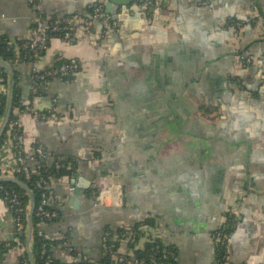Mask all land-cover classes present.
<instances>
[{
  "label": "crops",
  "instance_id": "crops-1",
  "mask_svg": "<svg viewBox=\"0 0 264 264\" xmlns=\"http://www.w3.org/2000/svg\"><path fill=\"white\" fill-rule=\"evenodd\" d=\"M94 2L108 26L94 15L92 30L52 38L16 69L25 153L32 159L38 142L77 164L79 194L71 177L54 178L59 217L40 223L46 238L64 239L52 257L99 262L110 233L125 228L124 253L158 234L177 249L176 264H216L214 233L232 212L229 260L264 264V0H156L150 11L129 12L107 0H0V32L30 39L40 12L87 14ZM73 58L74 81L34 92L33 71ZM28 106L49 114L36 119ZM0 164L17 169L7 143ZM108 189L97 204L95 193ZM13 241L15 217L0 198V243ZM23 251L26 243L0 251V264H21Z\"/></svg>",
  "mask_w": 264,
  "mask_h": 264
},
{
  "label": "trees",
  "instance_id": "trees-1",
  "mask_svg": "<svg viewBox=\"0 0 264 264\" xmlns=\"http://www.w3.org/2000/svg\"><path fill=\"white\" fill-rule=\"evenodd\" d=\"M36 1V0H33ZM151 5L148 8L147 11H150V9L154 6H156V0H150ZM139 3V1H135L128 5L129 9H134ZM101 6V11L106 14V9L104 8V5L101 2H94L91 3L88 7V13L87 14H77V13H71V14H46L43 12L39 13V16L41 19L46 20L50 24L49 28V36L46 48L49 46L50 41L52 38H62L66 40H72L75 38V33L77 30L80 29V26L83 24L85 25V31H89L93 29V22L94 15L96 14V9ZM77 16L78 18H81V20L75 24L73 21H70V18H74ZM102 19V18H100ZM69 20V21H67ZM57 21H60L58 24L57 29H53V25L56 24ZM87 21V22H86ZM35 24V23H34ZM34 26V25H33ZM70 33L69 37H66V33ZM31 41L30 39L21 40V39H13L2 32H0V58L3 59L5 62L10 64L14 69H17L18 66L27 63V62H35V60L40 57L42 54L45 53L46 48L43 50H34L29 46V43ZM70 59H61L58 60L53 66H50L47 69H55L63 65L64 63H68ZM43 69H39L37 71H33V74L35 76L34 78V84L38 85L40 84L38 91L40 92L44 85L47 83H43V81L38 77V75L43 73ZM22 74V71L16 73V84H15V96H14V108L19 106L21 110L26 109V106L22 104V90L19 86V75ZM37 76V77H36ZM76 76L72 74V72L67 73L66 75L60 76H53L48 75L46 76V81H51L53 79H60L64 82H71L74 81ZM10 74L9 72L0 66V83L6 87V90L10 86ZM0 100L2 101V107L0 109V125L1 121L5 114V109L8 101V92L3 91L0 92ZM206 111H210V109H206ZM17 115L13 112L10 121L8 123V126L6 128V131L3 135V137L0 140V149L5 144L6 140L11 138L14 134L17 135V138L21 141V135H22V129L19 124L14 125V121H17ZM22 142V141H21ZM40 143L36 142L33 145L34 152L32 154V159L34 160L35 164L32 165V159L24 152L26 157L28 158V163L31 167V175L30 178L27 179L25 177V173L22 170H18L14 173V176L18 177L19 179L25 181L35 192L36 195V209H35V215H34V232H33V240H32V248L34 253V258L36 261V264H46V259L49 256H52L51 248L53 245H57L59 243L64 242L63 240L60 241H53L46 238L42 233L40 234V223H42V219L40 216L37 215V208L41 199V190L36 186V180L39 177V173L44 174L45 176L51 177V178H63V177H73L77 174V164L72 158H60V157H51L46 151V157L42 158L39 156L38 153L35 152V147L39 145ZM45 150V149H44ZM37 166H40V168L37 169ZM37 171L39 173H37ZM4 174L0 170V176H3ZM17 194L20 201V206L22 207L21 216L23 219V223L25 228L27 229L28 224V214H29V206H30V196L28 193L20 187L18 184L12 181H4L0 183V198L6 201L7 205L10 207L11 211L13 212V215H16L15 208L11 207V203L9 200L12 198L13 194ZM58 218L52 219L51 221H55ZM145 222H148L150 224H154L151 219H147ZM238 223V217L235 213L227 212L226 220L225 222L215 231V240L218 237V235H228L231 236L234 228L236 227ZM118 231L119 233H122L125 231V228H120ZM19 241H13L10 242V244H4L0 243V251L1 253L4 252L6 248H11L14 245H18L24 248L26 243V230L25 232L19 236ZM138 238H135L134 241L137 242ZM108 243L110 242L107 240ZM135 242V243H136ZM135 243L131 245L135 246ZM117 247V246H116ZM135 248V247H133ZM165 250H169L172 252V254H167ZM228 250V240H225L223 242H215V251H216V264H225L226 263V254ZM135 253L138 255V257H145L147 258V261L150 263L154 260L152 263H169V264H176L177 260V249L174 246H165L161 240L156 239L154 241H148L146 242V245L144 248H136ZM52 260L55 264H89L88 261H84L83 259H79L78 261H72V262H65L62 260H58L52 257ZM21 264H31L29 260V256L26 251H23L22 256L20 257ZM95 262V261H94ZM96 264H115L111 261V255H107L105 258H103L99 262H95ZM117 264V263H116ZM122 264V263H119ZM227 264H234L230 260Z\"/></svg>",
  "mask_w": 264,
  "mask_h": 264
},
{
  "label": "built area",
  "instance_id": "built-area-1",
  "mask_svg": "<svg viewBox=\"0 0 264 264\" xmlns=\"http://www.w3.org/2000/svg\"><path fill=\"white\" fill-rule=\"evenodd\" d=\"M150 5H151L150 0H144L141 3H139L134 9L137 8L136 10L146 11L150 7ZM118 10H120L121 12L131 11V9L128 8V5H122L118 8ZM95 15H96V17H99V18H102L103 20H105L104 22H105L106 26L109 25L110 17L101 11V6L96 9ZM77 20H78L77 16H75L73 19L70 18V21H73V23H76ZM67 21H69V20H67ZM59 23H60V21H57L56 24H54L52 26L54 30L57 29ZM49 28H50V24L46 20L41 19L40 16H38L36 18L35 24L31 28V37H30L31 41L29 43V46L32 49L43 50L46 48L48 36H49ZM80 28L85 29V25L82 24L80 26ZM65 36L69 37L70 33L69 32L66 33ZM246 58L249 61L251 60L250 57H248V56L245 57V59ZM47 68H49V67H47ZM47 68H44L43 73L38 75V77L36 76L37 78L41 79L43 81V83L47 82L45 79H46V76H48V75L61 77L62 75H66L69 72H72V74L74 76L78 75V73L80 71V63L76 58H73V59H70V61L68 63H64L63 65H61L58 68H55V69H47ZM0 85H2V84H0ZM39 86H40V84L34 85V92L38 91ZM2 88L0 87V92H3V91L8 92V89L6 90V87H4V85H2ZM1 107H2V101L0 100V109H1ZM27 109H29L33 113V115L36 119H44L49 114V112H47V113L46 112H39L38 110L34 109L31 106H28ZM13 124L17 125V124H19V121L18 120L14 121ZM5 143H7L9 145L10 149L14 153L15 161L17 163V169L7 168V167H4L3 165L0 164V170L4 174L3 176L14 175L16 170L17 171L22 170L25 173V177L27 179H29L30 175H31V167L28 163V158L24 154L25 149H24L22 142L19 140V138H17V135L14 134L11 138L7 139ZM35 152L38 153L39 156L42 158L46 157L44 147L41 143L35 147ZM38 168H40V166H37V169ZM37 173H39V172L37 171ZM52 180H53V178L45 176L44 174H41V173H39V177L36 180V186L41 190V199H40V202H39V205L37 208V215L40 216L42 219H44V220H42V223L51 221L52 219L59 217V211H58V208L55 206V201L53 198ZM70 187H71V189H74V190L76 189L74 177L70 178ZM110 192L111 191L109 189L97 191L95 193L96 203L100 204V205H105ZM9 202L11 203V207L15 208L16 215L14 217H15V223H16V234H17V238L20 239L19 236H21L25 232L26 228L24 226L23 219L21 216L22 207L20 206V201H19L18 195L16 193L13 194V196L9 200ZM41 233H42V231H40V234ZM110 234L112 236L111 240H109L110 241L109 243H108V241H106L104 243V248L107 252V255H111V261L114 262L115 264L116 263L117 264H119V263H122V264H158V263H152V262H154V260L150 263L149 261H147V258L138 257V255L135 253L134 248L128 250L126 253L120 251V249L117 245V243L119 241L120 234L118 233L117 237L114 236V233H110ZM156 239L161 240L159 238L158 234L148 237L147 241H154ZM229 239H230V236L228 237V235H223V237L218 235V237L216 238L215 241L216 242H223L225 240H228V242H229ZM162 243L165 246H167L165 244V242L162 241ZM138 248H140V247H138ZM165 251L167 254H172V252L169 250H165ZM225 258H226L225 264H227L229 261L228 250H227V254H226ZM84 261H88L89 264H96L94 261H89L87 258H84ZM46 264H55L54 261L52 260V256L47 257ZM75 264H78V263H75ZM159 264H169V263L165 262V263H159Z\"/></svg>",
  "mask_w": 264,
  "mask_h": 264
},
{
  "label": "water",
  "instance_id": "water-1",
  "mask_svg": "<svg viewBox=\"0 0 264 264\" xmlns=\"http://www.w3.org/2000/svg\"><path fill=\"white\" fill-rule=\"evenodd\" d=\"M111 7H115L116 10L122 5H130L131 3L135 1L142 2L144 0H107ZM0 66L5 68L11 77V83L9 87L8 92V101L5 109L4 117L1 121L0 125V140L3 137L6 128L8 126V123L10 121V118L14 112V94H15V78H16V69H14L10 64L5 62L3 59L0 58ZM37 100V99H36ZM37 106V105H36ZM4 181H12L18 184L20 187H22L30 196V206H29V214H28V224L26 229V247L29 254L30 262L31 264H36L33 248H32V240H33V232L35 227L34 222V215H35V209H36V195L34 190L23 180L19 179L18 177L14 175H6V176H0V183ZM75 193L79 194V189H75Z\"/></svg>",
  "mask_w": 264,
  "mask_h": 264
}]
</instances>
